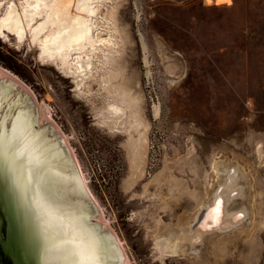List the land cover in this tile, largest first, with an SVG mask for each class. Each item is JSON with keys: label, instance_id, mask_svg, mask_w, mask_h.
<instances>
[{"label": "rangeland", "instance_id": "rangeland-1", "mask_svg": "<svg viewBox=\"0 0 264 264\" xmlns=\"http://www.w3.org/2000/svg\"><path fill=\"white\" fill-rule=\"evenodd\" d=\"M22 1L0 0V17ZM93 3V35L110 43H96L89 74L83 56V75L41 62L28 31L0 37V70L60 129L125 264H264V0ZM107 103L124 110L121 130L98 124ZM214 164L236 170L244 197L230 207L245 217L162 255L221 185Z\"/></svg>", "mask_w": 264, "mask_h": 264}, {"label": "water", "instance_id": "water-1", "mask_svg": "<svg viewBox=\"0 0 264 264\" xmlns=\"http://www.w3.org/2000/svg\"><path fill=\"white\" fill-rule=\"evenodd\" d=\"M0 264H125L25 83L0 70Z\"/></svg>", "mask_w": 264, "mask_h": 264}, {"label": "bare ground", "instance_id": "bare-ground-1", "mask_svg": "<svg viewBox=\"0 0 264 264\" xmlns=\"http://www.w3.org/2000/svg\"><path fill=\"white\" fill-rule=\"evenodd\" d=\"M214 3L228 4L229 0H214ZM17 5L9 3L4 9L0 17V37L7 40L13 36L17 43H21L28 31L31 42L38 47V59L43 63H53L65 76L83 75L78 66V59L82 56L89 74L91 58L95 56V50H100L96 43H110L109 39H99L93 35L92 19L97 12V4L93 0H23ZM34 21L38 22L32 27ZM81 78L80 81H74L78 96H81V83L84 80ZM100 112L99 125L111 131L124 128V110L116 103H107ZM217 173L222 175L221 185L209 202L201 207L188 230L173 232L160 243L162 255L172 256L183 246L193 248L201 245L208 235L230 230L242 222V216L246 215L244 208L230 207L234 198L244 197L236 170L229 166L224 169L218 167ZM217 201L222 202V212L218 217L210 214V209ZM171 240L174 244H171Z\"/></svg>", "mask_w": 264, "mask_h": 264}, {"label": "snow or ice", "instance_id": "snow-or-ice-1", "mask_svg": "<svg viewBox=\"0 0 264 264\" xmlns=\"http://www.w3.org/2000/svg\"><path fill=\"white\" fill-rule=\"evenodd\" d=\"M221 204L222 202L217 201L216 204L210 209V214L218 217L222 212Z\"/></svg>", "mask_w": 264, "mask_h": 264}]
</instances>
